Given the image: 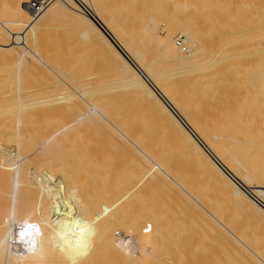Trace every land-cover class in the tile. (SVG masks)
<instances>
[{"label": "bare ground", "instance_id": "1", "mask_svg": "<svg viewBox=\"0 0 264 264\" xmlns=\"http://www.w3.org/2000/svg\"><path fill=\"white\" fill-rule=\"evenodd\" d=\"M29 1L0 0V264H264V110L237 69L264 0Z\"/></svg>", "mask_w": 264, "mask_h": 264}, {"label": "rangeland", "instance_id": "2", "mask_svg": "<svg viewBox=\"0 0 264 264\" xmlns=\"http://www.w3.org/2000/svg\"><path fill=\"white\" fill-rule=\"evenodd\" d=\"M31 1H41V0H30L29 1V3L31 2ZM227 3H229V2H227ZM28 6H29V4H28ZM1 10V9H0ZM33 11V10H32ZM239 13H241L240 11L236 14V16H235V22H234V24L236 25V27L237 26H239V25H241L242 23L244 24V25H246V26H249V24L251 25V26H253L252 24H251V22L252 21H254L255 22V24H257L258 22H257V20H259V22H260V20H261V22L260 23H262V24H264V21H263V19H264V17L261 15H257V18L260 16V19H257L256 21H255V18H249V19H247L248 20V22H246V18L248 17H243V16H241V17H243L244 18V20H243V22L241 23V21H239L240 20V14ZM3 15V16H5V13L3 12V11H0V15ZM242 14V13H241ZM246 16V15H245ZM7 16H5V18H6ZM250 17H252V16H250ZM0 18H3V17H1L0 16ZM237 18L239 19L238 21L240 22H238L237 23ZM242 19V18H241ZM250 19H254V20H252V21H250ZM237 23V24H236ZM260 23L259 24H257V25H260ZM260 25L256 30H254V32H258V31H260V29L261 30H264V27H262L263 25ZM244 25H242V26H244ZM259 29V30H258ZM260 32H262V31H260ZM259 32V33H260ZM264 32V31H263ZM257 33V34H255V33H253V31H252V34L250 33V36L252 35V37H256V36H260V37H262L263 35H264V33ZM262 35V36H261ZM257 38V37H256ZM263 38H264V36H263ZM252 39V38H251ZM250 38L248 39V41L249 40H251ZM260 38H258V41H263L264 39H261V40H259ZM254 40V41H253ZM253 40L252 41H250V42H256L257 40L255 39V38H253ZM256 40V41H255ZM74 42V43H73ZM72 43L70 42V44H72L73 46H75L74 44H76L77 45V42H75V41H73ZM183 44V43H182ZM251 44V43H250ZM71 45V46H72ZM184 45V44H183ZM182 45V46H183ZM72 46V47H73ZM78 46H79V48H78ZM78 46H76V49L78 48V52L80 53V55H84V53L85 54H87V52L89 51V50H87V49H85L81 44H79L78 43ZM80 46H82L84 49H82V47L80 48ZM251 46V45H250ZM249 46V47H250ZM263 48V45H261L260 46V48ZM74 49H75V47H73ZM252 48V46L250 47V48H248L247 50H249V49H251ZM260 48H258V49H256L255 47H253L252 49L253 50H249L248 52H246V54H245V57H240V59H242V61H243V63H242V61H239L238 60V62L239 63H241L240 64V66H242V67H244V70H245V66L247 65V64H249V62L250 61H252V62H250V66L247 68L246 67V71H245V73L244 72H242V68H240V66H239V68H237L238 70H239V72H241V73H243V74H241V75H243L242 77H243V79H242V77H241V81H242V84L243 83H246V86L243 84V93H244V95H242L243 97L240 99L238 96H237V98H236V87L234 86V82L236 81V79L237 78H240L239 76H241L240 75V73H238V71H235V73H233L234 72V70H236L235 68H231V71H230V69L228 70V72L230 71V72H232V73H228L227 72V76H228V74H229V76H230V74H231V76L230 77H232V74H233V76L234 77H232V80H231V78H230V81H228V84H229V86H228V84H227V86L224 88L225 90L224 91H226V88H229V90L227 89V91L226 92H224V105H226L227 106V108H229V109H233L237 104H238V102L237 101H239V100H237V99H240V100H244L243 101V111H242V113L243 112H246L244 115H246V114H249L250 112V108L251 107H253V106H255V107H261V109H263L264 110V83H263V76H262V74L260 75V73H261V71L264 69V56H262V53H264V52H259V50H260ZM261 48V49H262ZM75 49V50H76ZM180 49V48H179ZM256 49V50H255ZM253 53V54H252ZM261 54V55H259L260 56V58H259V56H258V58H256L255 56H257L258 54ZM256 54V55H255ZM252 55V56H251ZM264 55V54H263ZM247 57V58H246ZM248 57H250V58H255V59H251V60H248V63H247V59H249ZM244 58V59H243ZM246 59V60H245ZM258 59H259V62H256V61H258ZM245 60V61H244ZM253 62H256L255 64H257V63H259L258 64V66H260V67H258L257 65H255V69L252 67V68H250L254 63ZM238 63V64H239ZM253 63V64H252ZM3 65H2V63L0 64V90H7V88H14L15 87V84H16V79L14 78L15 77V70L14 69H12V71H11V69H6V70H8V71H5V69H3ZM2 68V69H1ZM5 68V67H4ZM261 69V71L259 70V69ZM31 69V68H30ZM30 69H28V70H22V68H21V76H20V79H21V81H23V82H26V83H24V85H23V82L21 83V86H25L26 88H27V90H29L30 88H31V84H32V81H33V83L34 82H38V81H40L41 80V77L40 76H37V78L38 77H40V80H38V79H36V76H35V74H33V68L31 69L32 70V72H30L29 70ZM233 70V71H232ZM257 70H259V71H257ZM257 71V73H255ZM256 75L257 76V74H259L260 75V77H259V75H258V77L261 79L262 78V84H261V82H260V79H259V81H258V83L259 84H257V79H256V76H254V75ZM251 75H253V77L251 76ZM262 76V77H261ZM227 77V78H228ZM246 77V78H245ZM252 77V79H250ZM257 77V78H258ZM23 78V79H22ZM228 78V79H229ZM234 78V79H233ZM38 80V81H37ZM244 80H246V82L244 81ZM251 80H252V82H253V84H251L252 82H251ZM256 82V83H255ZM255 87H254V86ZM245 86V87H244ZM250 86V87H249ZM257 86V87H256ZM261 86H263V90H262V88H261ZM232 87H235L234 89H232ZM252 87V88H251ZM247 88V89H246ZM255 89V91H254V89ZM231 89H232V91H231ZM252 89V90H251ZM233 90L235 91L234 93H233ZM248 90H250V91H248ZM258 90V91H257ZM253 91H254V93H253ZM256 91H257V93H256ZM229 92V93H228ZM250 92V93H249ZM231 93H233V94H231ZM253 95H254V97H253ZM249 96H251L250 98H249ZM256 96H258V97H256ZM260 97V98H259ZM249 98V99H248ZM257 98H259V99H257ZM229 100V101H228ZM255 100V101H254ZM258 100V101H257ZM237 102V103H236ZM255 102L257 103V104H255ZM254 103V104H253ZM258 105V106H257ZM251 106V107H250ZM245 110V111H244ZM249 112V113H248ZM27 113H29V117L30 118H28L29 119V121L28 122H26V126L25 125H23V126H25L24 127V130H27L28 128H30V127H32V125H29V126H27V124H33V120H34V117H35V115H38L39 114V110L38 111H33V110H30V111H28ZM41 114H43V113H41ZM45 115H46V113H44ZM48 114V113H47ZM53 114V113H52ZM51 114V112H50V114L49 115H52ZM38 122L40 123V121L38 120ZM37 122V123H38ZM0 124H1V126H0V130H2V129H4V130H7V131H12L13 130V127H12V124H13V122H6V123H3V122H0ZM69 160V159H68ZM68 163L70 162V161H67ZM119 234H123L122 232H119ZM124 235V234H123ZM119 236H121V235H119ZM116 237H118V236H116Z\"/></svg>", "mask_w": 264, "mask_h": 264}, {"label": "built area", "instance_id": "3", "mask_svg": "<svg viewBox=\"0 0 264 264\" xmlns=\"http://www.w3.org/2000/svg\"><path fill=\"white\" fill-rule=\"evenodd\" d=\"M41 6H42V5H41V2H39V1H31V2L29 3V7H30V9L33 10L34 12H38V11L40 10ZM174 44H175L177 47H180V50H181V51H185L184 46H181V45H183V44H182V41H181V37H180L179 35H176V36L174 37Z\"/></svg>", "mask_w": 264, "mask_h": 264}]
</instances>
